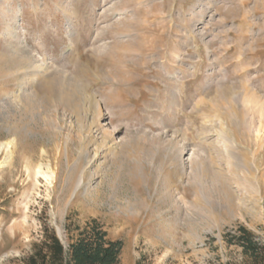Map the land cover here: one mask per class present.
I'll return each mask as SVG.
<instances>
[{
	"label": "rangeland",
	"instance_id": "rangeland-1",
	"mask_svg": "<svg viewBox=\"0 0 264 264\" xmlns=\"http://www.w3.org/2000/svg\"><path fill=\"white\" fill-rule=\"evenodd\" d=\"M93 218L119 264L264 243V0H0V261Z\"/></svg>",
	"mask_w": 264,
	"mask_h": 264
},
{
	"label": "trees",
	"instance_id": "trees-1",
	"mask_svg": "<svg viewBox=\"0 0 264 264\" xmlns=\"http://www.w3.org/2000/svg\"><path fill=\"white\" fill-rule=\"evenodd\" d=\"M223 235L228 246L234 245L241 250L240 264H264V243L247 226L240 224ZM122 249L123 242L110 238L96 218L85 225L67 223L64 237L45 223L27 250L0 264H119ZM137 264L145 262L140 259Z\"/></svg>",
	"mask_w": 264,
	"mask_h": 264
},
{
	"label": "bare ground",
	"instance_id": "bare-ground-1",
	"mask_svg": "<svg viewBox=\"0 0 264 264\" xmlns=\"http://www.w3.org/2000/svg\"><path fill=\"white\" fill-rule=\"evenodd\" d=\"M8 145H9V144H8ZM8 145H7V147H8ZM42 169H43L42 165L38 166V167H37V170H36V174L44 175L45 178H46V177H47V173L44 172Z\"/></svg>",
	"mask_w": 264,
	"mask_h": 264
},
{
	"label": "water",
	"instance_id": "water-1",
	"mask_svg": "<svg viewBox=\"0 0 264 264\" xmlns=\"http://www.w3.org/2000/svg\"><path fill=\"white\" fill-rule=\"evenodd\" d=\"M5 257V255H3V257L2 258H4Z\"/></svg>",
	"mask_w": 264,
	"mask_h": 264
}]
</instances>
